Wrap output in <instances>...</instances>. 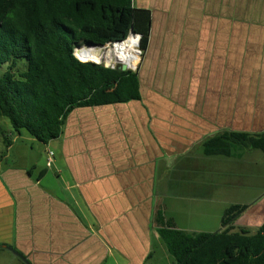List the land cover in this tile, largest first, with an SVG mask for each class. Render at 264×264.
<instances>
[{
    "label": "crops",
    "instance_id": "0c3cea01",
    "mask_svg": "<svg viewBox=\"0 0 264 264\" xmlns=\"http://www.w3.org/2000/svg\"><path fill=\"white\" fill-rule=\"evenodd\" d=\"M133 4L152 18L141 99L77 107L59 138H28L44 147L39 169L5 166L22 134L1 136L0 264H159L156 249L173 264L156 214L183 230L173 207L193 200L207 216L249 206L236 225H263L264 195L234 197L256 150L210 156L204 143L264 133V0Z\"/></svg>",
    "mask_w": 264,
    "mask_h": 264
},
{
    "label": "trees",
    "instance_id": "16d2710c",
    "mask_svg": "<svg viewBox=\"0 0 264 264\" xmlns=\"http://www.w3.org/2000/svg\"><path fill=\"white\" fill-rule=\"evenodd\" d=\"M151 24L150 12L133 0H0V71L7 67L0 73V118L48 144L77 107L140 100L139 71L81 62L75 51L124 40L131 30L146 51ZM0 136L8 144L1 127ZM238 147L264 153V133H226L204 143L210 156H230ZM248 208L231 205L216 233L179 230L162 211L156 221L174 264H264V223L256 230L236 225Z\"/></svg>",
    "mask_w": 264,
    "mask_h": 264
},
{
    "label": "rangeland",
    "instance_id": "374dc122",
    "mask_svg": "<svg viewBox=\"0 0 264 264\" xmlns=\"http://www.w3.org/2000/svg\"><path fill=\"white\" fill-rule=\"evenodd\" d=\"M7 67H4L0 73H4ZM0 127L3 129L6 135L10 134V130L14 131L11 122L7 118H0ZM15 132V131H14ZM16 133V132H15ZM18 134V133H16ZM28 138H32L26 133L22 131V136L18 140L15 145V149L10 152L8 158H6L3 163L5 166H23L28 163H35L38 165V169L40 167H45L47 165L46 153L44 152V147L40 143H31L28 141ZM3 139L0 136V150L4 149L5 146L2 144ZM47 146L45 147L46 150ZM2 152H0L1 154ZM257 156L255 159V165L251 164L246 166L245 169H241L238 183L240 182V187L234 188V197L238 198V201L241 202H254L259 199L262 195H264V154L260 150H256ZM49 171H52L53 168H49ZM237 176V175H236ZM236 185V179H235ZM162 191H168L167 182L163 181L161 183ZM231 196L233 195V190H230ZM233 197V196H232ZM195 203L188 204V208H186L185 204H177L173 207L175 212V221L179 227H182L183 231H192V232H209L216 233L221 226V216H217V210L214 209L211 212L210 216L202 215V212L206 211V205L197 204L198 201L193 200ZM251 202V203H252ZM202 203H206L203 200ZM201 210V211H200ZM200 211V212H199ZM199 212V213H198ZM222 212V209L219 210V215ZM198 213V214H196ZM221 217V218H220ZM177 227V225H176ZM178 228V227H177ZM179 229V228H178ZM252 230H256V228H250ZM181 230V229H180ZM170 256V255H169ZM169 258V257H167ZM166 256L162 254L160 249H156V253L154 256L155 261H159V264H172L170 258L167 260ZM170 260V262H169ZM174 264V263H173Z\"/></svg>",
    "mask_w": 264,
    "mask_h": 264
},
{
    "label": "built area",
    "instance_id": "2783aa9c",
    "mask_svg": "<svg viewBox=\"0 0 264 264\" xmlns=\"http://www.w3.org/2000/svg\"><path fill=\"white\" fill-rule=\"evenodd\" d=\"M80 48L90 49L94 55V60H83L78 56L76 49L75 56L81 62H93L111 70L126 66L127 71H139L145 56V51L142 48V35L135 33L133 30L129 32L124 40L109 42L102 46L86 47L85 45Z\"/></svg>",
    "mask_w": 264,
    "mask_h": 264
},
{
    "label": "bare ground",
    "instance_id": "6f19581e",
    "mask_svg": "<svg viewBox=\"0 0 264 264\" xmlns=\"http://www.w3.org/2000/svg\"><path fill=\"white\" fill-rule=\"evenodd\" d=\"M77 54L83 60H90V59L94 60V55L90 49L78 48Z\"/></svg>",
    "mask_w": 264,
    "mask_h": 264
},
{
    "label": "water",
    "instance_id": "95a60500",
    "mask_svg": "<svg viewBox=\"0 0 264 264\" xmlns=\"http://www.w3.org/2000/svg\"><path fill=\"white\" fill-rule=\"evenodd\" d=\"M94 45L93 44H86V47H93ZM121 69L123 71H127V67L126 66H122Z\"/></svg>",
    "mask_w": 264,
    "mask_h": 264
}]
</instances>
